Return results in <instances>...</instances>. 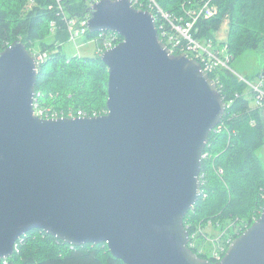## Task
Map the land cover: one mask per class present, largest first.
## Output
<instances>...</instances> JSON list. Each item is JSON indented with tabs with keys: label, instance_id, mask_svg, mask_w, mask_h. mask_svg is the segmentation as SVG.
Returning <instances> with one entry per match:
<instances>
[{
	"label": "water",
	"instance_id": "obj_1",
	"mask_svg": "<svg viewBox=\"0 0 264 264\" xmlns=\"http://www.w3.org/2000/svg\"><path fill=\"white\" fill-rule=\"evenodd\" d=\"M89 32L122 41L109 68L107 112L41 119L38 70L17 41L0 53V259L33 230L71 246L107 244L124 264H264V207L219 262L189 248L185 216L201 198L204 151L227 104L216 82L160 39L132 0H101Z\"/></svg>",
	"mask_w": 264,
	"mask_h": 264
},
{
	"label": "trees",
	"instance_id": "obj_2",
	"mask_svg": "<svg viewBox=\"0 0 264 264\" xmlns=\"http://www.w3.org/2000/svg\"><path fill=\"white\" fill-rule=\"evenodd\" d=\"M135 1L136 9L155 16L160 35L163 24L167 33H172V28L168 21L160 20L158 9L172 20H185L196 0ZM91 3L92 0H64L61 6L69 18L83 19L90 14ZM215 4L218 15L198 22L197 39L217 41L216 34L227 22L228 38L222 44L232 54V63L248 51L264 50V0H215ZM59 7L56 0H0V53L17 41L29 51L49 52V59L38 72L36 97L40 103L65 115L83 111L88 117L102 116L107 112L109 68L99 54L69 57L65 53L70 36ZM98 36L99 33L89 32L87 38ZM216 76L228 107L221 124L210 133L204 151L201 198L184 219L191 239L195 235L202 243L200 247L206 244L209 223L220 234L225 232L224 238L233 241L260 218L264 207V167L258 156L264 146V110L256 106L257 94L239 76L224 69L210 74L214 81ZM220 169L224 171L222 178L216 173ZM222 244L228 249L229 245ZM191 249L198 253V249ZM197 255L216 262L208 254ZM7 261L8 264H124L112 255L107 244L74 247L42 230L24 235ZM0 264L4 260L0 259Z\"/></svg>",
	"mask_w": 264,
	"mask_h": 264
},
{
	"label": "built area",
	"instance_id": "obj_3",
	"mask_svg": "<svg viewBox=\"0 0 264 264\" xmlns=\"http://www.w3.org/2000/svg\"><path fill=\"white\" fill-rule=\"evenodd\" d=\"M60 5L59 10L63 16L64 22L67 26V31L69 32L70 42L76 45V48L79 50L81 46L84 44H79V40L81 38H86L89 33V20L90 14L83 19L69 18L65 12L61 3L64 0H56ZM100 0H92L91 8L98 3ZM152 3H155L154 0H151ZM133 6L137 1L132 0ZM159 14H161L162 22L165 20L168 21L172 28V33H167L164 31V24L160 26V39L168 46L171 53L174 55L186 54L189 58H192L198 61L202 69L210 74L215 73L218 70H228L233 74H236L232 69V54L228 53V47L213 40L201 41L196 38V26L201 19H212L218 15V6L215 4V0H196L194 1L193 7L187 11V17L185 20H172L167 14H165L162 10L158 9ZM155 17V16H154ZM175 33V34H173ZM172 34V35H171ZM119 35L114 32H101L97 37V41L99 43L98 51L96 54L100 56L103 55L104 52L113 49L115 46L119 44ZM96 39V38H95ZM33 55L37 70L39 72L40 67L47 62L49 59V52H41L37 50L30 51ZM237 75V74H236ZM238 76V75H237ZM240 77V76H239ZM217 80L215 81L217 86L220 83V79L216 76ZM244 80L250 90H252L255 94H257L255 104L260 110H264V75L261 77V84H252ZM219 88V87H218ZM228 107V106H227ZM34 110L35 115L41 119H61V118H86L88 117L83 111L78 112L77 115L70 111L67 115L63 113L55 112L51 108H47L43 106L37 97H35L34 102ZM98 115H94L92 117H96ZM212 227V226H209ZM225 232H222L217 237L208 238L207 241L210 242L211 245L214 246V250H207L204 245L200 248V254H208L210 258H213L216 262L222 260L225 256L227 249L223 246L222 242L226 243V245H230L232 243L231 238H224ZM195 238V235L192 237ZM191 240V239H190ZM225 245V246H226ZM190 247L193 249L196 248V243H191ZM17 249V244L15 247V251ZM191 249V248H190ZM8 259H4V264H8Z\"/></svg>",
	"mask_w": 264,
	"mask_h": 264
},
{
	"label": "rangeland",
	"instance_id": "obj_4",
	"mask_svg": "<svg viewBox=\"0 0 264 264\" xmlns=\"http://www.w3.org/2000/svg\"><path fill=\"white\" fill-rule=\"evenodd\" d=\"M54 25V24H53ZM228 33H229V27L227 22H225L222 26V29L216 34V38L219 43H222L227 40L228 38ZM79 44H84L83 46L80 47L78 50L76 48V45L73 43L69 42L66 43L64 46V51L65 53L69 56H84V57H92L96 55L98 51V46L99 43L96 39H91L88 40V38H81L78 42ZM30 52V51H29ZM232 69L234 72L240 76L241 78H245L248 82L252 84H261V76L264 73V50L261 48L257 51H248L245 54L241 55L238 57L233 63H232ZM250 90V89H249ZM258 156L261 159L264 167V146L258 151ZM217 175L222 178L224 171L222 169L216 171ZM209 226H213L211 223H209ZM206 233L208 234V238H213L219 236L220 232L215 230L214 227H208L206 229ZM212 234H215V236H211ZM193 237V236H192ZM196 243V248L198 249V253L200 246H202V243L199 244L198 240L195 238L191 239L189 242V248L191 243ZM205 248L207 250H214V246L210 244V242L207 241V244H205ZM198 247V248H197ZM204 255V254H202ZM201 258V257H200ZM213 259V258H211ZM209 260V259H206ZM214 260V259H213ZM211 261V260H209ZM212 262V261H211Z\"/></svg>",
	"mask_w": 264,
	"mask_h": 264
},
{
	"label": "bare ground",
	"instance_id": "obj_5",
	"mask_svg": "<svg viewBox=\"0 0 264 264\" xmlns=\"http://www.w3.org/2000/svg\"><path fill=\"white\" fill-rule=\"evenodd\" d=\"M101 1V0H100Z\"/></svg>",
	"mask_w": 264,
	"mask_h": 264
}]
</instances>
